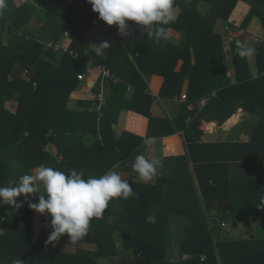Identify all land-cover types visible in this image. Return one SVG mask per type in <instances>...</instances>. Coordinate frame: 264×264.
<instances>
[{
	"label": "trees",
	"instance_id": "1",
	"mask_svg": "<svg viewBox=\"0 0 264 264\" xmlns=\"http://www.w3.org/2000/svg\"><path fill=\"white\" fill-rule=\"evenodd\" d=\"M241 1L251 7L241 28L247 29L255 18L264 28V0H175L174 7H179L181 14L176 22L172 21L166 27L182 33L186 39L183 45L176 46L167 40L156 42L141 34L139 26L135 29L129 26L130 34L121 36L113 26L106 37L112 46L106 50V55L98 56L91 43L83 41L85 30L88 27L95 29L100 21L87 0H34V3L28 0L20 6L15 0H6V6L0 9V186H13L21 176L32 174V169L40 164L65 173L69 169L83 170L86 179L90 175H103L122 160L121 155L108 148L123 146L113 129L115 118L111 111L112 100L125 88L123 83L110 84L113 92L110 103L107 102L110 105L106 103L101 113L96 112L101 118L99 133L102 141H88L90 133L87 130L90 127L76 133L71 122L68 125L62 122L67 116V101L79 85L78 75L85 72L87 61L111 69L127 84L132 80L125 71L135 68L127 52L130 51L139 69L148 66L150 73L163 76L168 89L176 90L175 86L181 87L188 79L192 103L209 99L221 85L217 99H210V104L222 114L209 120L223 124L240 108L264 116V105L258 110V99L251 93L252 86L259 82L263 84L264 78L252 79L249 57L242 58L236 54L237 42L242 43V40L234 39L231 52L238 92L231 91L223 37L216 30L219 21H228ZM203 4L207 8L205 13L199 10ZM34 21L40 24L39 28L32 29ZM230 26L229 23L228 28ZM4 34L7 35L6 42ZM67 38L73 39L68 49L78 52L81 61L63 51L59 55L49 47L50 44L60 45ZM255 51L258 63L263 66L264 41L255 44ZM180 60L183 65L177 73L175 69ZM144 62L146 66H143ZM141 87L137 86L136 92ZM97 89L100 90L99 84ZM140 90L143 92L144 89ZM6 100L18 102L16 113L5 107ZM194 113H187V117ZM142 114L150 116L149 113ZM204 118L201 113L184 128L188 143L198 141ZM194 135L197 136L193 138ZM51 145L57 147L55 155L48 151ZM199 180L205 204L210 207L218 198L217 190L209 176L202 178L200 173ZM166 181L161 176L156 185L143 187L128 181L135 195L126 200H111L103 218L93 219L87 234L75 243L66 234L48 243L52 231L48 223L43 224L35 240V211L0 206V229L3 231L0 233V264H11L15 258H20L23 264H81L76 253L71 251L86 244L94 245L100 258H110L116 264H264V220L258 221L254 215H237L230 210L218 215L214 221L225 223L227 227L215 228L208 236L193 230L179 242L181 259L172 262L173 247L167 222L169 213L188 215L192 221H203L204 213L193 212L194 204L188 208L185 203L175 205L172 201L174 195L170 192L177 183L169 181L166 184ZM195 206L200 207L198 198ZM153 214L156 223H147L146 217ZM250 220L255 230L236 237L231 233L233 229L229 223ZM117 232L122 236L120 250L115 239ZM129 252L133 257H129Z\"/></svg>",
	"mask_w": 264,
	"mask_h": 264
},
{
	"label": "crops",
	"instance_id": "2",
	"mask_svg": "<svg viewBox=\"0 0 264 264\" xmlns=\"http://www.w3.org/2000/svg\"><path fill=\"white\" fill-rule=\"evenodd\" d=\"M27 1L22 0V4ZM29 1H33L34 3V0ZM206 9L205 4L199 7V10L204 13ZM250 9L251 7L248 3L244 1L239 2L229 20L219 21L217 24L218 28L216 27L217 32L223 37V48L227 63V80L230 81L229 86H231V91L238 92L235 89L238 83L231 52V42L234 39H241L244 45L254 49L253 55L249 57L252 79L258 80L264 78V65L262 66L258 63L255 51V44L264 41V28L261 21L257 18L253 19L248 28L243 29L244 33L236 37H230L225 30L224 32L221 31L222 25L226 24V30L229 32V23L241 28ZM236 11H238V15L235 14ZM180 14L181 9L174 7L175 19L173 22L178 20ZM234 15L235 17H233ZM129 25L133 29L137 28V25L133 22H129ZM112 27L107 26L100 20L95 29L88 27L85 30L83 41L85 43L90 42L91 48L96 51L93 45L106 39ZM32 29L34 28L32 27ZM169 30V39L167 41L176 46L183 45L186 39L182 33L174 28H169ZM6 37L7 35L4 34V42H6ZM72 40L67 38L62 41L60 46L68 47L72 43ZM121 43L124 44L123 41ZM127 52L135 65V68L130 69L129 72L125 71V74L128 75L132 82L129 83L127 81V84H125L126 82L124 83L123 81L125 88L121 89V93L112 100L113 103L111 102V111L115 118L113 129L116 131L119 144L123 146L112 145L108 149L112 153H118L122 157V160L115 164L119 165V167L114 170L121 175L123 180L132 181L133 184L140 185L141 187L154 186L158 182V178L163 176L168 180L166 184L170 183L169 181L177 183L170 192L171 195H174L172 196V201L175 205L185 203L188 208L194 204L193 212L201 213L202 211L204 213L203 221H192L190 216L182 213H169L167 222L171 232V244L174 252L176 248H179V242L191 234L193 230L196 233L208 236L212 235L213 229L224 228L222 223H214V221L218 219V215L224 214L226 210L233 211L237 215H247L242 214L246 208L253 209L256 208L257 203L260 204L258 198L261 194H264V125H261L264 121V116L259 115L258 112L240 108L235 115L223 124H220L218 120H209L208 118L210 117H219L222 114L215 105L210 104V99H217L218 92L222 90L221 85L217 91L209 96V99L205 98L197 101V103H192L189 99L190 82L188 79L184 81L181 87L178 86L177 88L175 86L176 90L168 89L163 76L156 72L150 73L148 66L140 70L134 60V56L130 51ZM191 53L193 63H195L194 51L192 50ZM119 57L120 54H118ZM182 65L183 61L180 60L175 69L177 73L181 71ZM143 66H146L145 62ZM109 70L111 71V69ZM113 72H116V69ZM229 73L233 74V76L229 77ZM95 76V79H97V75ZM234 78L236 83H234ZM224 84L223 82L222 85ZM136 85L138 87L142 86L143 92H141V88L139 92H136ZM200 85L202 86L203 83H200ZM96 88L91 90L84 83L80 82L76 90L70 94L66 104L67 116H64L62 121L65 125L71 122L73 124L72 128H74L73 131L76 133H81L82 130H87L90 127V130H87L90 133L87 137L90 143L95 140L102 141V135L99 133L101 118L96 113L94 102L96 92H98ZM177 89H180V92H177ZM251 93L253 97L258 99L257 108L259 110L264 105V83L260 84L259 82L256 83L255 87L252 86ZM106 95L107 102L109 101L110 103L113 96L110 85L106 88ZM184 96L187 98L184 99ZM131 105L132 107L130 108ZM5 107L12 113H16L18 102L6 100ZM193 111L195 112L194 115L187 117V113ZM141 112L149 113L150 116L147 117ZM201 113L205 115L199 130L201 136L197 142L188 143L184 128L188 124L193 123V119L199 117ZM195 136L197 135H194L193 138ZM149 138L152 139V144L150 145V150L146 151L144 141ZM48 151L53 155L58 152L56 145H51ZM141 154L150 160L159 161L156 174L151 182L140 181L137 174L132 170L131 165L135 157ZM123 155H126V157H123ZM102 162L104 163V161ZM200 173L202 178L209 176L211 184L217 190L218 198L214 199L210 207L206 206L200 190ZM167 187L168 185H166L165 189ZM195 197L199 199V208L195 206ZM38 198V194L36 197L32 196L30 202L37 203ZM219 202L221 203L220 206L218 205ZM34 218V238L36 240L43 224L48 223L50 225V218L47 217V214L39 213H35ZM256 219L260 220L257 216ZM229 225L233 229L231 233L235 237L243 233H250L253 229H256L251 220L231 222ZM37 229H39V232H37ZM2 232L0 229V233ZM115 239L120 249L122 236L119 232L116 233ZM71 252L76 253L79 262L83 260L84 256L88 258V255L91 254L84 252L81 248L72 250ZM93 261L97 263L106 262L103 257L101 259L99 257L97 259L92 257V264Z\"/></svg>",
	"mask_w": 264,
	"mask_h": 264
},
{
	"label": "clouds",
	"instance_id": "3",
	"mask_svg": "<svg viewBox=\"0 0 264 264\" xmlns=\"http://www.w3.org/2000/svg\"><path fill=\"white\" fill-rule=\"evenodd\" d=\"M92 11L98 14L99 20L109 27L115 26L121 36H128L129 22L141 29V34L156 42L169 39V28L166 27L175 19V0H87ZM6 6V0H0V9ZM109 40L104 39L93 45L96 55H106L111 48ZM254 49L237 42L236 54L250 57ZM152 139L144 141L145 150H150ZM159 161L137 155L131 167L143 182H151L156 174ZM113 165L103 175L84 178L83 170L69 169L67 173L40 164L32 169V174H25L13 186H0V206L20 207L17 198L23 196L28 207L39 214H47L52 231L48 243L57 241L67 235L72 243L77 242L88 232L93 219H101L109 202L114 198L128 199L135 195L130 183L123 180ZM43 191V194H39ZM33 194H38V202H30ZM259 208H264V194L259 197ZM122 211V210H121ZM111 219V218H109ZM147 223H156L155 215L146 217ZM11 264H23L20 258Z\"/></svg>",
	"mask_w": 264,
	"mask_h": 264
},
{
	"label": "built area",
	"instance_id": "4",
	"mask_svg": "<svg viewBox=\"0 0 264 264\" xmlns=\"http://www.w3.org/2000/svg\"><path fill=\"white\" fill-rule=\"evenodd\" d=\"M49 47H51L54 51H58V52L63 51V53H68L73 59L80 60L79 53L75 51H70L68 47H62L60 45L55 46L54 44H50ZM95 75H97V79H95L96 78ZM232 76L233 74L229 73V77ZM78 80L79 82L84 83L91 90H93L99 84L100 90L96 92L95 100H94L96 111L98 113H101L103 107H105L107 103L106 88L110 84L119 85L123 83V80L115 76L108 68L101 65H96L91 61L85 62V72L78 75ZM234 83H236L235 78H234ZM183 98L186 99L187 97L184 96ZM17 203L20 204V207L18 208L11 205H3V206L15 210L29 208L28 201H26L25 198L18 197ZM222 226L225 227L226 224L222 223Z\"/></svg>",
	"mask_w": 264,
	"mask_h": 264
},
{
	"label": "rangeland",
	"instance_id": "5",
	"mask_svg": "<svg viewBox=\"0 0 264 264\" xmlns=\"http://www.w3.org/2000/svg\"><path fill=\"white\" fill-rule=\"evenodd\" d=\"M16 3L18 4V5H20V4H22V0H16ZM235 14H237L238 15V11H236V13ZM233 17H235V15L233 16ZM221 22H223V21H221ZM38 26H39V24L37 25V23L34 21V24L32 25V27L34 28V29H37L38 28ZM218 28V27H217ZM216 28V29H217ZM222 29H221V31H223L224 32V30H225V32L227 33V35H230V37H231V34L226 30V24L225 25H222V27H221ZM235 35H237V36H239V35H242V34H238V33H236ZM40 193H43V191L41 190V192ZM33 196L34 197H36L37 196V194H33ZM32 200V199H31ZM258 204L259 203H257L256 204V208H253V209H251V208H246L243 212H242V214H247V215H254L255 217L257 216H264V208H259L258 207ZM40 217V216H39ZM41 218V217H40ZM258 221H263V220H258ZM40 224V223H39ZM37 232H39V229H37ZM38 236H39V234H38ZM37 236V237H38ZM81 249L84 251V252H89V253H91V254H89L88 255V258H85V256H84V258H83V260H81V264H92L91 263V259H92V257L93 258H95V259H97L99 256H98V251H97V248L94 246V245H88V244H86V245H83L82 247H81ZM120 249H122V248H120ZM119 249V250H120ZM95 252V253H94ZM92 253H94V254H92ZM97 253V254H96ZM85 255V254H84ZM133 257V255H132V252H130L129 253V257ZM100 258V257H99ZM102 258V257H101ZM100 258V259H101ZM103 258H105V260H106V262H104V263H102V262H100L99 264H116L117 262H112V260L110 259V258H107V257H103ZM102 261H104V260H102ZM93 264H98L97 262H94L93 261Z\"/></svg>",
	"mask_w": 264,
	"mask_h": 264
},
{
	"label": "water",
	"instance_id": "6",
	"mask_svg": "<svg viewBox=\"0 0 264 264\" xmlns=\"http://www.w3.org/2000/svg\"><path fill=\"white\" fill-rule=\"evenodd\" d=\"M229 33L231 34L232 37H236L237 35H235L236 33L238 34H243L244 30L234 24H231V26L229 27ZM260 220H264V216H259L257 217ZM180 255H181V250L179 248H176L173 252V257H172V261L173 262H178L180 260Z\"/></svg>",
	"mask_w": 264,
	"mask_h": 264
}]
</instances>
